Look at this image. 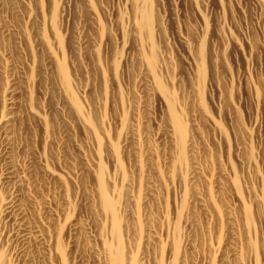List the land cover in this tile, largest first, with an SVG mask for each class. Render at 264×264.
<instances>
[{
  "label": "rangeland",
  "instance_id": "1",
  "mask_svg": "<svg viewBox=\"0 0 264 264\" xmlns=\"http://www.w3.org/2000/svg\"><path fill=\"white\" fill-rule=\"evenodd\" d=\"M118 256L264 264V0H0V264Z\"/></svg>",
  "mask_w": 264,
  "mask_h": 264
},
{
  "label": "bare ground",
  "instance_id": "2",
  "mask_svg": "<svg viewBox=\"0 0 264 264\" xmlns=\"http://www.w3.org/2000/svg\"><path fill=\"white\" fill-rule=\"evenodd\" d=\"M174 119H175L176 124H177V126H178V129H179V132H180V134H181V137L183 138L184 135H185V131H184L182 125H181V122H180V120H179L177 117H174ZM103 194H104L105 204H106L107 210L111 211V209H112V204L109 203V200L107 199V196H106V192H105V190L103 191ZM116 264H122V260H121V257H120V256H118V257L116 258Z\"/></svg>",
  "mask_w": 264,
  "mask_h": 264
}]
</instances>
